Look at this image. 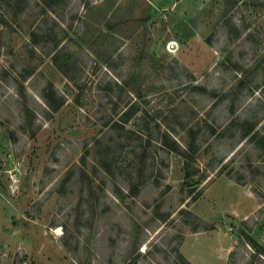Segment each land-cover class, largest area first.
I'll return each mask as SVG.
<instances>
[{"label":"rangeland","instance_id":"rangeland-1","mask_svg":"<svg viewBox=\"0 0 264 264\" xmlns=\"http://www.w3.org/2000/svg\"><path fill=\"white\" fill-rule=\"evenodd\" d=\"M253 133L264 0H0V264H264Z\"/></svg>","mask_w":264,"mask_h":264},{"label":"trees","instance_id":"trees-1","mask_svg":"<svg viewBox=\"0 0 264 264\" xmlns=\"http://www.w3.org/2000/svg\"><path fill=\"white\" fill-rule=\"evenodd\" d=\"M51 87V86H50ZM48 106L54 111H58L59 108L61 107V103H48ZM136 113V109H128L126 110L123 114H122V123H127L130 119V117H132V115H134ZM247 135H250V133H247ZM252 140L257 143V144H261V145H264V138L263 137H259L258 134L256 133H253L251 136ZM168 140L171 142V144L168 143ZM164 141L163 143L166 145V147H168L167 149H169V151L171 152H174V153H177L179 154L180 156H182L184 158V160L186 161L185 164H184V168H186L188 165H187V159H189V153L186 151V150H181L179 145L177 144L176 141L172 140L171 137L165 133L164 134V137H163V140ZM184 174H185V177L186 178H189L190 177V173L188 172L187 169H184ZM185 213L191 217V218H194V219H197L196 216H194L193 214H191L189 211H185ZM205 230V228H203ZM201 229V230H203ZM200 231V228H194L192 232H199ZM244 239L246 240V243L248 246H250L251 248H254V249H260L258 244L252 239L250 238L248 235L242 233L241 234ZM174 258L172 260V263L171 264H191L178 250V248H174ZM234 254V252H231L230 253V256H232Z\"/></svg>","mask_w":264,"mask_h":264},{"label":"bare ground","instance_id":"bare-ground-1","mask_svg":"<svg viewBox=\"0 0 264 264\" xmlns=\"http://www.w3.org/2000/svg\"><path fill=\"white\" fill-rule=\"evenodd\" d=\"M57 231H59V230H57Z\"/></svg>","mask_w":264,"mask_h":264}]
</instances>
